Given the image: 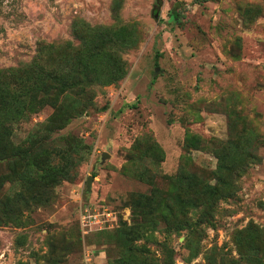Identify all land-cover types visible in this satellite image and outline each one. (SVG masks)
<instances>
[{"label": "rangeland", "instance_id": "374dc122", "mask_svg": "<svg viewBox=\"0 0 264 264\" xmlns=\"http://www.w3.org/2000/svg\"><path fill=\"white\" fill-rule=\"evenodd\" d=\"M26 64L71 88L3 132L0 210L22 223L0 224V264H81L82 205L120 213L86 240L108 264L118 231L156 264H264V0H0V71ZM19 147L68 179L13 182Z\"/></svg>", "mask_w": 264, "mask_h": 264}, {"label": "trees", "instance_id": "16d2710c", "mask_svg": "<svg viewBox=\"0 0 264 264\" xmlns=\"http://www.w3.org/2000/svg\"><path fill=\"white\" fill-rule=\"evenodd\" d=\"M98 42V45L100 46V38L98 39ZM43 48V53H45L51 47L43 46ZM114 60H117L116 56H114ZM114 65L116 67V71L112 75V78H114L112 80H117L123 76L125 69L122 61H115ZM6 74L10 76H7ZM3 82H7V85H4ZM49 88L56 91L57 94L62 95L66 93L68 88H71V86H69L66 81L59 79L57 72L40 69L39 73L37 74L34 64H26L20 69L15 68L6 72L0 71V160L6 157V151L3 148V143L1 144L2 138L4 136L3 132H8L9 127L13 128V126L21 119V111L26 108L24 104L30 106L28 108H34L40 102L46 103ZM84 88L86 91L87 86ZM51 105L54 106L53 104ZM15 106H17V108L14 112L13 109ZM58 115L59 118H61L62 114ZM47 123L45 125H47ZM198 145L199 141L192 145V147L197 149ZM40 156L41 155L34 153L31 148L22 150L20 147L16 148L13 154L10 156V158L15 160L14 162L24 163L22 169H19L14 173L12 181L24 182L25 184L22 185L36 188L38 190L36 193L37 197L43 195L42 193L51 191L61 181L68 179V175H66L62 170L63 168L59 167L58 165L54 167L49 166L46 163V159H40ZM39 200H42V198H39ZM116 214L119 217L120 222V213L116 212ZM21 220L22 219L19 214L14 215L7 208H2L0 210V224L12 222L14 225L18 226L20 223H22ZM137 226H139V228H133V233L135 234L134 238L137 239L140 236H143L146 231L151 229V226L143 227L140 221H137ZM253 227V225H249L246 229L240 232L237 239H240V237L244 236L245 233H247V235L252 232L254 233ZM77 230L78 237L80 238V242L83 246V240L78 222ZM110 231H117V228H113ZM104 232H109V230L94 232L90 238ZM119 234L122 236L126 235L128 243L124 244L123 247L116 253L115 259L118 264H156V261L150 256V251L145 246H133V241L127 237V235H130L131 232L123 234L118 231V235ZM253 250H255L254 243L252 244V248L249 251H240V254L243 257H247ZM106 256V264H108L107 253Z\"/></svg>", "mask_w": 264, "mask_h": 264}, {"label": "built area", "instance_id": "2783aa9c", "mask_svg": "<svg viewBox=\"0 0 264 264\" xmlns=\"http://www.w3.org/2000/svg\"><path fill=\"white\" fill-rule=\"evenodd\" d=\"M124 220H127L126 215ZM77 222L83 240L81 264H106L107 256L104 247L86 244L92 233L111 230L119 222L116 212L107 207L82 205L78 210Z\"/></svg>", "mask_w": 264, "mask_h": 264}, {"label": "water", "instance_id": "95a60500", "mask_svg": "<svg viewBox=\"0 0 264 264\" xmlns=\"http://www.w3.org/2000/svg\"><path fill=\"white\" fill-rule=\"evenodd\" d=\"M103 157H104V156H103ZM91 182H92V177H89V178L87 179V182H86L88 188L90 187Z\"/></svg>", "mask_w": 264, "mask_h": 264}]
</instances>
